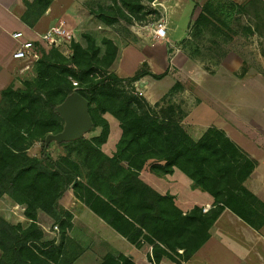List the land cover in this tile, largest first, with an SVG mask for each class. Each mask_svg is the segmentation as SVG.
I'll list each match as a JSON object with an SVG mask.
<instances>
[{
    "label": "trees",
    "instance_id": "trees-1",
    "mask_svg": "<svg viewBox=\"0 0 264 264\" xmlns=\"http://www.w3.org/2000/svg\"><path fill=\"white\" fill-rule=\"evenodd\" d=\"M53 1H25L21 20L33 28ZM119 1L125 11L140 12L156 0ZM204 18L199 15L192 27ZM87 39L86 48L70 40L69 56L58 46L46 51L37 44L41 56L32 79L23 80L21 89L10 86L0 91V200L22 206V216L30 221L28 226L12 225L0 216V264H73L78 259L79 255L68 260L69 245L75 244L69 238L73 215L59 205L69 187L77 200L130 244L150 246L153 264L164 258L177 264L188 261L209 240L211 226L225 209L253 228L262 227L264 204L244 185L257 162L217 128L194 140L180 118L154 111L165 98L150 105L118 87L145 76L159 80L166 73L141 70L119 78L111 71L118 46L104 40L106 50L101 54L100 46ZM74 92L89 102L91 133L100 132L61 144H74L75 154L56 160L50 153L54 143L46 146L45 140L62 131L64 122L56 108ZM173 93L174 89L169 94ZM106 114L121 130L112 156L102 150L110 135ZM35 142L42 143L38 157L28 153ZM147 166L158 176L179 170L213 198V208L204 213L194 207L184 214L174 197L161 195L142 181L140 174ZM42 215L60 228L59 241L47 238L38 221ZM100 264L135 263L119 254L106 256Z\"/></svg>",
    "mask_w": 264,
    "mask_h": 264
},
{
    "label": "rangeland",
    "instance_id": "rangeland-1",
    "mask_svg": "<svg viewBox=\"0 0 264 264\" xmlns=\"http://www.w3.org/2000/svg\"><path fill=\"white\" fill-rule=\"evenodd\" d=\"M61 1L62 3L55 4L57 7L54 8L52 15L56 18H59V15L69 18L72 23L71 29L73 30L71 31L74 42L86 48L87 38L92 39L96 45L100 46V53L103 54L106 50L103 42L110 39L119 48L120 60H124L123 62L126 65L125 73H132L138 67L139 61H142V64H140L141 70L146 72L149 69L145 61L150 59L146 53H148L149 46L157 42L154 38V30L159 23L166 24V16L160 10L162 7L148 4L140 12H127L123 9L119 0ZM67 9L69 10L67 11ZM184 10L185 18L192 16L193 6L184 7ZM201 14H205V18L201 20L199 25L191 26L188 31V38L180 41L178 45L181 48V53H184L188 58H192V61L196 64L195 74H192V76L197 80L200 79L201 82H206L209 86L217 87L221 92H218L217 96L207 92L205 94L203 87L198 86V81V83L194 82L189 79L186 73L180 72L178 74L175 72L176 69L172 68L169 69L170 73L175 76L177 74L178 82L182 86L178 85L173 94L165 96L164 103L160 104V107L155 108L153 106L154 111L161 116L165 113L166 115H172L176 120L180 118L181 121H186V124L183 121V125L187 127L190 133H196V129L199 127L196 121V117H199L197 115V103H206L209 106L216 104L218 106L219 100L216 98L222 99L223 95L229 94L228 86L230 83H235L237 86H244L248 82L264 84V0H242L241 3H235L232 0H204L200 6ZM16 25L15 21H9L5 26L6 28L0 29V57H6L11 50L13 42L9 33L16 28ZM57 26L56 22L53 27ZM166 29L167 33L174 35L176 39H183L186 30L183 19L179 22L171 20ZM49 48L50 46L44 47L46 51ZM58 49L66 56L70 55L69 42L62 43L58 46ZM156 51L158 53L156 72L159 71L158 74H162L164 68L161 63L165 62L162 53L164 49L159 46ZM231 51L233 54L230 53ZM185 61L186 59H180L179 62L183 63ZM150 62L155 63V60L151 59ZM24 66L25 64H21L22 68ZM111 71L113 70L111 69ZM216 71L220 72L215 75ZM32 74L33 69L26 71L23 80L29 81L32 79ZM169 84L168 80L161 83L159 91L165 89ZM119 86L127 93L134 94L138 98H144L149 103L129 82H120ZM20 87L23 88L22 85ZM182 87L184 91L176 96L175 102L173 95ZM153 89L157 90L156 88ZM236 92L239 102H247L248 113L252 111L255 115L261 113L264 106V90L251 88L246 91L243 87L237 89ZM152 100L150 99V101ZM105 118L110 122L112 137L109 142L107 140L106 147H104L105 145L103 147L107 153H110L120 130L117 122L108 114L105 115ZM98 132L100 131L90 132L85 137L91 138L92 134H98ZM41 147V142H35L28 151L29 155L38 157ZM75 150L74 144L60 146L54 143L50 147L51 156L56 160L65 155L73 156ZM62 201L63 204H59L60 208L65 211L75 209L73 202L76 201V198L72 187H69L65 192ZM23 209L22 206L14 205L8 200H0V216L12 225L22 224L28 226L30 224V221L22 216ZM38 221L49 240H60V228L55 229L56 225L51 219L46 215H42ZM257 222L259 223L260 220L257 219ZM72 230L73 228L69 232L70 237H68L78 247L75 244L69 245L68 260L71 261L73 258L75 260L79 255L73 264H86L85 261L87 260H81V256L87 250H94V236L86 233L85 230L81 231L79 229H74L73 234L70 235ZM98 247L96 246V249Z\"/></svg>",
    "mask_w": 264,
    "mask_h": 264
},
{
    "label": "crops",
    "instance_id": "crops-1",
    "mask_svg": "<svg viewBox=\"0 0 264 264\" xmlns=\"http://www.w3.org/2000/svg\"><path fill=\"white\" fill-rule=\"evenodd\" d=\"M25 1L30 2L31 0H0V29L6 28L5 26L9 21H15L17 23L16 28L9 33L13 42L12 48L6 57H0V91L10 86H14L15 89H21L20 86L25 76V73H21V63L13 59V53L18 46L17 42L12 39L14 33L21 32L24 34L26 40L36 41L39 36L45 34L55 26L56 22L58 25L61 21H66L68 29L70 31L73 30L71 29L72 23L68 17H61L59 15V18H56L52 15L54 8L57 7L55 4L62 3L61 0H55L49 10L33 28L28 27L21 20L26 11ZM203 1L204 0H156L154 3L150 4L162 7L160 10L164 12V16H166L165 25L167 27L169 23H171V20L179 22L183 19L186 29L183 39H176L174 35H169V33H167L166 38L163 40H158L154 37L157 40L156 44L149 46V50L147 49L148 53L146 54L149 56V59L155 60V63L150 62V60L148 61V59L145 61L146 66L149 68L147 72L152 75H161L158 74L159 71L156 72V59L158 54L156 50L161 46L164 49V52H162L163 61L165 60V62L161 63L164 68L162 74L166 73V76L159 80L151 76H145L132 84L134 89L149 101L150 105L161 102V100L169 95L177 85L182 86V84L178 82L179 79L176 77L177 74L175 76L170 73L169 69L171 70L172 68L176 69L175 72L178 74L184 72L192 81H198V86L203 87L205 94L207 92L217 96L218 92H221L217 87L214 88L212 85L209 86L206 82H201L199 78V80H197L192 76V74H195L196 64L192 61V58H188L184 53H181V48L178 45L180 41L188 38L189 28H191L199 17L200 6L203 4ZM232 1L241 3L242 0ZM190 5L193 6L192 16L185 18L183 13L185 11L184 7H190ZM68 10L69 9H67V11ZM230 53L233 54L232 51ZM119 56L120 54L117 55V59L111 68L113 70L112 72L119 78L127 79L141 71L140 64H142V61H139L138 67L132 73H125L126 65L123 62L124 60H120L121 57ZM180 59H186V61L180 63ZM219 72L220 71H216L215 75ZM166 80H168L170 84L165 89L159 91L160 84ZM241 86L230 83L228 86L229 94L223 95L222 99L216 98L219 100V103H217L218 106H216V104L209 106L206 103H197V115L199 117H196V121L199 127L196 129V133L189 132L187 127L183 125L184 120L181 121V124L194 140L200 139L209 128L214 127L222 130L234 144L242 149L252 160L256 161L257 165L244 185L264 204V106L261 113H258V115H255L253 111L248 113L249 107L247 106V102H239L236 92L237 89L243 87L246 91L251 88H261L264 90V84L248 82L244 84L243 87ZM183 91L184 88L182 87V89L173 95V100L175 102L176 96ZM150 99L153 100L150 101ZM108 123L110 125L109 121ZM184 124H186V121H184ZM120 136L121 130L114 140V146L110 153L104 150L107 144L103 147V151L107 155L112 156L115 152L116 144ZM111 137L112 130L110 125L108 142ZM140 177L142 181L161 195H171L174 197L176 206L184 214L190 212L194 207L203 208L209 206L210 209L213 208V198L209 194L196 189L192 181L179 170H175L171 175L158 176L151 172L149 166H147L141 172ZM60 203L63 204V201L61 200ZM73 204L75 209H68L73 215V230L70 235L73 234L74 229H79L81 231L85 230L86 233L94 236V250H87L81 256V260L85 259L88 261H85L86 264H100L106 256H117L119 254L128 257L135 264H153L149 261V256L152 252L150 246L143 244L142 247L136 248L93 214L79 200L76 199ZM209 234V240L203 247H201V249L188 261L179 264H264V225L259 229L253 228L234 212L225 209L211 226ZM96 246L99 247L96 249ZM159 264L177 263L164 258Z\"/></svg>",
    "mask_w": 264,
    "mask_h": 264
},
{
    "label": "built area",
    "instance_id": "built-area-1",
    "mask_svg": "<svg viewBox=\"0 0 264 264\" xmlns=\"http://www.w3.org/2000/svg\"><path fill=\"white\" fill-rule=\"evenodd\" d=\"M155 38L163 40L167 36V29L164 23H159L154 30ZM73 34L68 29L66 21H61L57 27H53L48 30L45 34L39 36L38 40H26L23 33L18 32L12 35V39L17 42L18 46L13 53V59L25 64L22 68L21 73L33 69L35 63L39 60L41 54L39 46H60L62 43L69 42L72 40ZM76 87L77 83H73ZM210 210L209 206L203 207V212L206 213ZM57 229V227H55Z\"/></svg>",
    "mask_w": 264,
    "mask_h": 264
},
{
    "label": "water",
    "instance_id": "water-1",
    "mask_svg": "<svg viewBox=\"0 0 264 264\" xmlns=\"http://www.w3.org/2000/svg\"><path fill=\"white\" fill-rule=\"evenodd\" d=\"M57 114L64 122L58 134H50L45 140L46 146L51 142L61 145L85 137L93 129V121L89 112V102L79 93L68 96L57 108Z\"/></svg>",
    "mask_w": 264,
    "mask_h": 264
}]
</instances>
